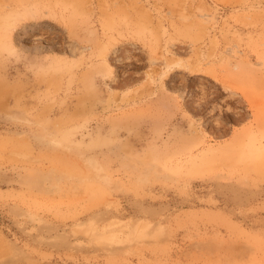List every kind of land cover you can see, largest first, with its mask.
<instances>
[{"label": "rangeland", "instance_id": "rangeland-1", "mask_svg": "<svg viewBox=\"0 0 264 264\" xmlns=\"http://www.w3.org/2000/svg\"><path fill=\"white\" fill-rule=\"evenodd\" d=\"M0 264H264V0H0Z\"/></svg>", "mask_w": 264, "mask_h": 264}, {"label": "bare ground", "instance_id": "bare-ground-1", "mask_svg": "<svg viewBox=\"0 0 264 264\" xmlns=\"http://www.w3.org/2000/svg\"><path fill=\"white\" fill-rule=\"evenodd\" d=\"M6 3H7V1H6ZM14 9V8H13ZM58 10V9H57ZM7 11V10H6ZM5 21V20H4ZM42 21V20H41ZM46 21H48V20H46ZM33 22H34V20H33ZM42 22H44V20L42 21ZM41 22V26H39L40 28L39 29H37V33L36 34H32V35H35V36H37V38H36V40H41L42 39V37L45 35V34H47V30H46V28H45V24L44 23H42ZM45 23H47V22H45ZM31 24V23H30ZM29 25V24H28ZM27 25V26H28ZM34 25V24H33ZM47 25V24H46ZM26 26V27H27ZM58 25H56V27H57ZM29 27H30V25H29ZM48 27H51V26H48ZM87 27V26H86ZM89 27V26H88ZM91 27V26H90ZM16 28V27H15ZM21 28V27H20ZM34 28V27H33ZM58 28V27H57ZM56 28V29H57ZM50 29V28H49ZM62 29V28H61ZM89 29V28H88ZM19 30V29H18ZM23 30V29H22ZM21 30V31H22ZM53 30V29H52ZM59 30V29H58ZM123 30V29H122ZM31 31V30H30ZM29 31V32H30ZM19 32V31H18ZM62 32V31H61ZM20 33V32H19ZM25 33V32H24ZM67 34V33H66ZM16 35H18L17 33H16ZM30 35V34H29ZM19 36V35H18ZM63 36H65L64 34H63ZM53 37V36H52ZM16 38H17V36H16ZM21 38V37H20ZM44 38V37H43ZM15 39V38H14ZM55 39V38H54ZM65 39V38H64ZM62 40V39H61ZM53 42H55L54 40H52ZM77 41V40H76ZM48 42V41H47ZM62 42V41H61ZM39 43H41V42H39ZM60 43V42H59ZM65 43H66V41H65ZM71 43V42H70ZM76 43V42H75ZM90 43V42H89ZM92 44V43H91ZM17 45V44H16ZM21 45V44H20ZM25 45V44H24ZM57 45V44H56ZM76 45V44H75ZM19 46V45H18ZM17 46V47H18ZM28 46V45H27ZM80 46V45H79ZM80 48V47H79ZM19 49V48H18ZM115 49V48H114ZM103 50H104V48H103ZM102 50V51H103ZM85 51V50H84ZM105 51V50H104ZM111 51V50H110ZM39 53V52H38ZM52 53V52H51ZM57 53V52H56ZM82 53V52H81ZM111 53V52H110ZM40 54V53H39ZM89 54V53H88ZM78 55V54H77ZM111 55V54H110ZM69 57V56H68ZM79 57V56H78ZM105 58H107L106 56H104ZM54 58V57H53ZM102 58V57H101ZM100 58V59H101ZM57 59V58H56ZM94 60V59H93ZM120 60H121V58H120ZM108 62V61H107ZM117 62H119V61H117ZM114 65V64H113ZM94 66V65H93ZM121 66V65H120ZM76 109H78V108H76ZM103 109V108H102ZM79 117V116H78ZM58 118V117H57ZM117 134V133H116ZM135 139V138H134ZM135 142V141H134ZM199 147V146H198ZM193 148V147H192ZM220 152V151H219ZM204 158V157H203ZM202 163V162H201ZM200 163V164H201ZM204 164V163H203Z\"/></svg>", "mask_w": 264, "mask_h": 264}]
</instances>
